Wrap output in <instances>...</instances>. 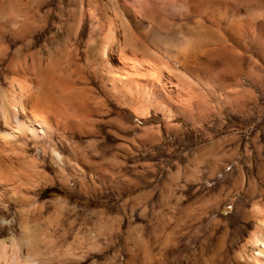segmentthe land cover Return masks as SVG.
<instances>
[{"label":"rangeland","instance_id":"obj_1","mask_svg":"<svg viewBox=\"0 0 264 264\" xmlns=\"http://www.w3.org/2000/svg\"><path fill=\"white\" fill-rule=\"evenodd\" d=\"M84 5L118 20L126 59L161 65L175 90L171 100L148 84L157 97L132 101L125 122L114 107L98 168L67 169L87 190L69 194L57 183L42 191V199H70L52 232L61 259L53 264H264V0Z\"/></svg>","mask_w":264,"mask_h":264},{"label":"bare ground","instance_id":"obj_2","mask_svg":"<svg viewBox=\"0 0 264 264\" xmlns=\"http://www.w3.org/2000/svg\"><path fill=\"white\" fill-rule=\"evenodd\" d=\"M54 1L0 0V264L60 261L52 232L70 199H42V191L57 183L69 194L73 187L87 190L67 169L98 168L94 156L114 107L125 122L131 102L139 107L152 95L148 84L168 99L175 90L161 65L137 54L134 62L126 59L127 32L117 19L84 0ZM132 10L126 8L132 22L145 24ZM121 147L127 148L125 138ZM95 200L91 193L88 204Z\"/></svg>","mask_w":264,"mask_h":264}]
</instances>
